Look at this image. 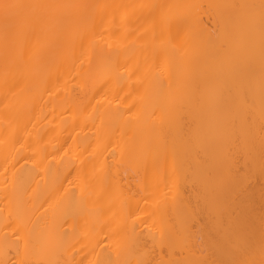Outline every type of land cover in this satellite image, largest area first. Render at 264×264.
Masks as SVG:
<instances>
[{"label": "bare ground", "instance_id": "6f19581e", "mask_svg": "<svg viewBox=\"0 0 264 264\" xmlns=\"http://www.w3.org/2000/svg\"><path fill=\"white\" fill-rule=\"evenodd\" d=\"M0 264H264V0H0Z\"/></svg>", "mask_w": 264, "mask_h": 264}]
</instances>
